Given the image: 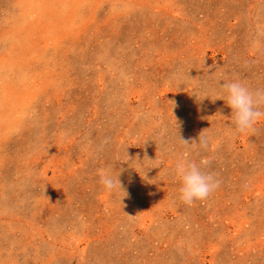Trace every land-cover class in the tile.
Wrapping results in <instances>:
<instances>
[{"label":"rangeland","instance_id":"rangeland-1","mask_svg":"<svg viewBox=\"0 0 264 264\" xmlns=\"http://www.w3.org/2000/svg\"><path fill=\"white\" fill-rule=\"evenodd\" d=\"M233 79L264 90V0H0V264H264V119L234 130ZM178 158L218 188L181 202Z\"/></svg>","mask_w":264,"mask_h":264},{"label":"clouds","instance_id":"clouds-1","mask_svg":"<svg viewBox=\"0 0 264 264\" xmlns=\"http://www.w3.org/2000/svg\"><path fill=\"white\" fill-rule=\"evenodd\" d=\"M219 88L220 93L216 100H223L231 109L230 119L236 132L246 133L256 123L264 119V111L261 110L264 108V90L253 91L239 79H233L219 84ZM181 143L193 148L203 147L207 143V138L198 143H192L191 145L189 142L181 141ZM135 162L136 167H140V161L135 159ZM204 163L207 162L205 161ZM132 164L133 160L130 165ZM171 171L174 179L178 182V199L186 205H192L196 201L205 200L219 186V181L215 176L207 172L202 163H198L195 160L178 158ZM99 175V183L105 191H119L123 195L126 194L122 191L118 174H113L110 169H101ZM143 178L146 179V172Z\"/></svg>","mask_w":264,"mask_h":264}]
</instances>
